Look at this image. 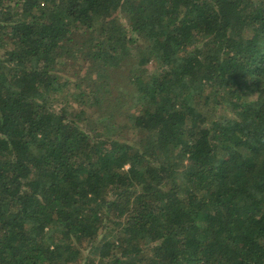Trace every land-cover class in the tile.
Masks as SVG:
<instances>
[{
    "label": "trees",
    "instance_id": "1",
    "mask_svg": "<svg viewBox=\"0 0 264 264\" xmlns=\"http://www.w3.org/2000/svg\"><path fill=\"white\" fill-rule=\"evenodd\" d=\"M0 264H264V0H0Z\"/></svg>",
    "mask_w": 264,
    "mask_h": 264
}]
</instances>
